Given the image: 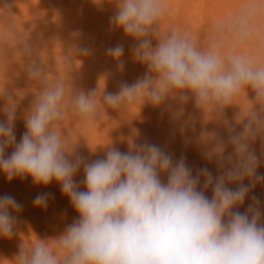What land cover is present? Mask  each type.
I'll return each instance as SVG.
<instances>
[{
	"label": "clouds",
	"instance_id": "9594fccd",
	"mask_svg": "<svg viewBox=\"0 0 264 264\" xmlns=\"http://www.w3.org/2000/svg\"><path fill=\"white\" fill-rule=\"evenodd\" d=\"M108 2L114 5L110 27L135 41L132 58L147 67L142 78L108 92L105 74L94 88L76 89L67 75L69 58H64V77L30 61L26 71L36 98L25 114L26 131L19 142L14 132L18 103L5 80L0 85L5 116L0 120V172L8 181L30 176L36 185L57 182L79 214L59 237L23 240L11 264H264L259 197L252 195L246 210H238L252 189L264 184V174L257 171L264 162V0H245L203 36L171 22L177 0ZM5 43L20 44L25 55L31 53L26 35L11 41L7 34L0 37L3 75ZM78 51L91 54L87 48ZM106 55L118 71L124 70L122 44L106 49ZM189 96L205 120L216 121L227 133L226 138L216 131L200 137L203 157L216 163V175L207 167L194 174L183 156L174 160L147 141L130 142L127 152L110 142L104 145V157L91 162L76 154L74 145L84 136L72 142L67 120L87 128L107 116L108 109L124 114L145 103L160 107L168 99L186 104ZM232 106L239 111L229 120L225 111ZM168 110L173 120L184 115L182 107ZM186 127L188 121L181 132ZM9 147L13 150L6 157ZM81 168L86 190L74 179ZM47 203V194L33 200L38 207ZM21 210L13 196H0V237H13Z\"/></svg>",
	"mask_w": 264,
	"mask_h": 264
},
{
	"label": "rangeland",
	"instance_id": "374dc122",
	"mask_svg": "<svg viewBox=\"0 0 264 264\" xmlns=\"http://www.w3.org/2000/svg\"><path fill=\"white\" fill-rule=\"evenodd\" d=\"M183 1L184 0H177V3H176L175 7L172 10V13H171L170 17L173 18L174 20L176 19L177 15H178L177 13H178V10L180 8L179 4H181V2H183ZM226 1H228V4H229L227 9L223 8V5H224V3ZM16 2L18 3V5L16 7V10L18 11L19 14L11 15L9 13L10 19H12V20H10V19L8 20V18H4L5 14L8 15V13H6V12H8V11L10 12V9H9L8 6H7L8 8L4 6V9L6 11L5 10H0V15L2 13V15L0 16L1 17L0 18V37H3L5 34H7L8 37H9V40L11 41V40H14L16 36H25L24 32L27 33L26 38H27V43L31 46V53H30V55H25L23 53V47L20 44L13 45L11 43H5V46L7 44L9 46L8 45H7V47L4 46V59L6 61V64H5L4 75H3L2 72H0V85H2L3 81L5 80L4 86L8 90V92L15 93V94H13V98L18 103L17 109L18 108L23 109V108H21V105H23L22 104L23 101L26 102V103L23 102L25 104H27L28 101H29V104L32 105V103L34 102V100L36 98L35 85L29 79L27 71L25 70L26 65L30 61H34V62H36L38 64H42V67H44L45 71L47 73L51 74L54 77H57L59 75L64 77L66 75L65 68H64V58H69V61L72 64V66H71V68L69 70H67V75L71 79L73 87L75 86L74 88H76V89L83 88L85 90H87L89 88L90 89L94 88L96 86V84H97V82H96L93 85L94 86L93 87V86H90L92 83H87V84L85 83L86 85H88L87 86L88 88L87 87L85 88V84L83 82H91L90 76H89V74H91V73H93L94 76L95 75L98 76V77L95 76L96 79L99 78L100 76L106 74L107 75V80L110 81V82L108 81V83H107V89L108 88L109 89H113L112 86L115 87L113 90H107V91L108 92H116V91H118V87H119V85L121 83L126 82L128 84H132L137 79L142 78L145 75V73L147 72V70H146L147 67H144V68L141 67L142 68V70H140L141 72L138 71L139 69L138 70L135 69L136 67L140 68V64H141V63L135 61L132 58V55H131V52H130V49L134 46L135 41H133L130 37H126V38L122 39L125 35L122 38L118 36L119 33L117 35V31H122V30L114 29V28H111L110 25L107 26V25L103 24L102 19H106L105 18L106 16H104V15H107V21L110 22V17L114 14V5L109 7L108 5H104V3L102 1L99 4L97 2L95 3V0H16ZM244 2H245V0H191V1H188V6L186 7V9H184V15L187 16L186 18H188V25L191 28V30L194 33H196L197 35H200V36L202 35L203 36L207 32V30L209 28V27H206V24L209 23L211 25L214 21L219 19L220 16L222 15V14L221 15L219 14L220 12L224 13L225 15H231L232 13L237 11L243 5ZM199 11H201V12H199ZM198 14L200 15V17H199L200 22L196 23L195 19H197V15ZM16 18H18V19L15 20ZM47 19L49 20L48 22L50 23V24L48 23L49 26L46 23ZM2 20H4V21H2ZM1 23H4V24H1ZM87 26H89L90 28L92 27V32H95L96 34H99V35H102V36L103 35L104 36L107 35L106 36V38L108 37L107 39H109V38L111 39V37L113 38V40L116 37L117 38L119 37V38L118 39L116 38V40H114V42L116 44L113 43V41L109 42L110 41L109 40V41H107V42H109V44L106 45V43H105V46H103L102 44H104V43H102L100 41V39L97 38V36H92V34L88 35V33H86V32H88L87 28H89ZM14 29H16V31ZM31 29H33V31ZM27 30H28V32H26ZM29 31H31V32H29ZM34 33H35V36H33L34 37L33 38L32 34H34ZM28 34L31 35V37ZM122 35L120 34V36H122ZM44 37H46V38L48 37V40H47L48 42L50 41L49 37L51 39H54V41H53L54 42L53 47L55 46L54 49H51V47H50V45L52 43H48L50 48L47 47V45H45V44L43 45L42 41H43ZM71 39L73 41H75L74 42L75 45H77V46L79 45L77 48H76V46H73V44L71 45V41H72ZM84 40L87 41L88 43L86 44V42ZM84 43H85V45H83ZM156 43H157V41L153 40V46H155ZM117 44H122L124 46L123 60H124L125 64L127 65V66L124 67V70H123L124 72L123 71L122 72L118 71L117 67L113 66V64L116 66V63L110 57H108L106 55V49H108L110 47H113V46H115ZM10 45L12 47L14 46L15 48L13 47L14 49L8 50L9 48H11ZM86 45L88 46V48L86 47ZM95 46H97L98 48L95 47ZM93 47H94V49H92ZM102 47H105V49H101ZM84 48L90 49L91 50V54L90 55H83L80 52H78L79 49H84ZM8 51H10L11 53L13 52V53L12 54L10 52L8 53ZM52 51L54 53L55 52L56 53H55V55H52L51 57H49V53L52 54ZM15 53H16V55L14 57L13 54H15ZM13 57H14V59H13ZM59 58L62 59L63 61L60 60ZM46 59H48V60H46ZM125 59H126V61H125ZM23 61H24V63H23ZM110 61H113V64L109 63ZM21 62H22V64H21ZM49 62H51L52 64L49 63ZM101 62H103V63L101 64ZM97 63L98 64L100 63L101 65L99 64L100 65L99 66ZM94 64L95 65L97 64L96 66L98 68H96V66ZM22 65H23V67H22ZM142 66H143V64H142ZM144 66H146V65H144ZM131 69H135L136 70L135 73H132V71H134V70H131ZM88 70H89V72H88ZM125 70L126 71L129 70V72L131 70V72L130 73L129 72H125ZM18 72H21V73L19 74ZM17 73L19 75H22V77L19 78L18 77L19 75ZM80 73H85V74L88 73V75L86 77H83L84 78V80H83L82 77L78 76ZM76 74H77V76H76ZM135 74H137V75H135ZM114 75L116 76V78H115ZM76 77H78V79H75L76 80L75 81L74 78H76ZM111 77H112V80H110ZM80 78H82V79H80ZM88 78H89L90 81L87 80ZM81 80H83V82ZM16 81H19V82H16ZM102 84H103V82H102ZM18 85L21 86V87L19 88ZM14 90H15V92H13ZM248 94H249V98H251L252 95H253L251 90H249ZM168 100L169 101H166V103H168L167 105H165L166 103L164 105H162L166 109L165 108H161L160 109L161 111L159 110L158 114L157 113L155 114L156 117H154V115L151 116V117L155 118L154 119L155 121H153V122L155 123L156 126L157 125H159V126L160 125H164V127L165 126L167 127L166 133L169 132L168 126L170 128L171 127H176V126H173L175 124L174 123L175 121L172 118L171 112L168 110V106H171L172 110H176V109H179L181 107L184 109L183 117H187L186 121H188V123H190V124H188V127H186L185 129H187V131L190 130L192 134L193 133L197 134L198 132H197L196 129L202 124V126H204V128H205V130L207 132L216 131L219 134H221L222 136H224L225 138L227 137V133L224 131V128L222 126H220L216 121H207V120L202 118L204 115L202 116L203 113L200 110L195 108L194 101H193V98L191 96H189V99H188L186 104H181V102L179 101L178 98L175 101H173L172 99H168ZM0 101H2V100H0ZM31 101H33V102L31 103ZM30 105L28 107L31 108ZM30 108H29V110H30ZM134 108H136V107H134ZM149 110H151V109L148 108V112L147 113H149V114L150 113L151 114L155 113V111L152 113V111H149ZM128 111L127 112L130 114V110H128ZM238 111H239V109L236 106H232V107L228 108L225 111V116L229 120H232V118L235 116V114ZM127 112H126V114H127ZM118 114L120 115L119 117H117L118 120H119V118H121V120H123V117L126 115V114H124V116H123V114L121 115L120 112H118V111L113 110V112H112V110L110 111V109H108L107 110V116L106 115L103 116L101 118V120L98 121L99 124H103V128L106 127L103 130V135H100L101 136L100 138L102 140L100 138L98 139V142H100V143L97 142V139H96L95 136L93 137V135H95V134H92V135H90L89 138H87L88 144H92V143L95 144L94 146H96V149L99 151L97 156L94 155V154H93L94 156H92V155H90L91 153L90 154L88 153L87 150L89 148L88 147L89 145L87 144L86 140L85 141L83 140L84 143H86V145H82L83 143L80 142V141H82V139H80V141H78V143H76V145H78V147H80V149H78L80 152L81 151H84V152L79 154L78 151H77L76 154L82 156L88 162L94 161L96 159H101V158L104 157L103 154H105V149H104L105 146L104 145H106L105 144L106 143V139H107V136H109L107 134V132L109 133L110 130L111 131H115L114 133H116V136L117 135L118 136L122 135L123 132H124L125 135L128 136V134L125 131H122V133L120 132L121 130L118 131V129H119L118 127L116 129L115 127H112V125L111 126L109 125L110 128H108V126H106L107 125L106 123H108V121H106V123H105L104 120L112 119L111 121L114 122L113 117H115ZM18 115H19V113H17V116ZM189 117H191V120H189ZM16 121H17V119L15 120L14 128H16L18 126L17 127L18 130L14 131V132H15V135L17 137L16 140H17V142H19V140H20V138L22 136L21 133L23 134L26 131V128H25L26 127L25 126L26 123H25V119H23L22 122H21V125H20V123H19V125H17L18 123H16ZM119 122H121V121H119ZM124 122L126 123V121H124ZM73 123H75V122H73V121L69 122V120H67L66 121V126L69 128V130H71V132L74 131L73 135H75V134H77V132H75L76 126ZM99 124L96 123L95 124V128ZM111 124H112V122H111ZM119 124L121 125V123H119ZM22 125L25 126L24 130H23V128L21 130L19 129V126H22ZM92 125H94V124H92ZM120 125H119V127L122 128V126H120ZM155 125H153V123H152V126L154 128L153 129L151 127V130L153 129L152 131L146 130L145 129L146 125H145V127L143 126L142 128L141 127L139 128L137 126V128H135V131H134V128L131 127L130 129H131V131H133L131 133H133V134L130 135V133H129V135H130V137L133 136V135H136V139H134L135 136H134V138L131 137L132 139L131 138L130 139L133 140L136 143H142L144 141H147V140H145L146 136H148V139L152 138V136H153L152 139H154L156 137L155 135H156V132H157V130H155V128L159 127V126L156 127ZM100 126H102V125H100ZM100 126H98V127H100ZM125 130L128 131L127 129H125ZM143 130H144V132H142ZM237 130H239V127L237 128ZM18 131H20V132H18ZM77 131H78V129H77ZM93 131H94V129H93ZM116 131L120 132V133H117ZM154 131H155V135L154 134L152 135L151 133H154ZM158 131H160V130H158ZM65 132H66V135H67V130H65ZM82 132H86L87 133L88 131H87V129H83ZM129 132H130V130H129ZM164 132H165V130H164ZM17 133H19V135ZM114 133L112 132V134H114ZM141 133L145 134L146 136L144 135V137L142 136L143 138L140 139L139 137H141V135H142ZM148 133H150V134H148ZM86 135H83V136H86ZM125 135L121 136V138L123 139V140L120 139L121 141H124L125 139L127 140V138L124 139ZM138 135H139V137H138ZM70 136L72 137V134H70ZM116 136H112V137H116ZM118 136H117V139L119 141L120 137H118ZM91 137H92V139H91ZM112 137H111V139H114ZM137 137H138V139H137ZM82 138L85 139L86 137L85 138L82 137ZM169 138H171V137H169ZM71 139H73V138H71ZM117 139H115V140H117ZM121 143H123V145L119 144V146H118L114 142V144L116 145L115 147L118 148L122 152H127L128 149H129V140H127L128 145H124V142H121ZM127 143L125 141V144H127ZM168 143H169V145H168ZM173 143H175V142H172V140H169L166 143V146H171L170 147V149H171L170 151L173 152L172 153L173 159L174 160H178L182 156L185 157L184 153L183 154H179L180 151H178V148H175L176 143L175 144H173ZM163 145H165V144H162L161 147H163ZM173 145H174V148H172ZM177 145H179V144H177ZM94 146H93V149H95ZM254 147H255V150H256L257 154L259 155V153H260V142L257 141L256 144L254 145ZM163 149H164V147H163ZM12 150H13V148H11V147H9L6 150V153H8V154H6V157L11 154ZM228 151L229 152L231 151L230 147L228 148ZM213 162H208V160L205 159V163L204 164L202 162H200L197 166L199 168H204V167L208 168V166L212 167L213 164H215V166H216V163L215 162L213 163ZM186 163H187V161H186ZM216 170H218V169H216ZM80 171H79V174H80L79 177L80 178L77 180V183L80 180H81L80 182H82L83 179H84L83 168H81ZM210 171L213 172V170L211 168H210ZM257 171H258L259 174H264V162H262L260 164V166H259ZM0 174H2V172H0ZM4 176L0 175V177L6 178V176L5 177ZM24 178H22V180ZM27 178L28 179L30 178L28 180L30 185L26 184V186H25V185L21 184L22 181L21 182L19 181L20 182L19 183L16 178H14L16 181H13V180L12 181H7V179H4V180H6V184H7V185H5V184L4 185L7 186V187L10 186V188H11V186H13V187L18 186L19 187V188L17 187L18 188V190H17L18 193H20L22 191L23 187H27L26 188L27 190H33L32 187H31L32 186L31 184H34V183H31L32 182V178L30 176L29 177L27 176ZM18 180H20V178ZM244 183L247 184L248 181L245 180ZM52 184H55V181ZM78 184H81V183H78ZM0 185H2V186H0V196L6 195V194L7 195H11V192L10 191L8 192V190L4 187L3 182ZM82 185H83V182H82ZM232 187H235V185H232ZM26 189L25 190L23 189L24 192L26 191ZM80 190H86V188H84V186H83V188H81ZM34 191L39 193V189H37V190L34 189ZM22 194H23L24 197H22V199L18 198L16 200L18 203H20L22 205V210L17 216V221L18 222H17V225H16L15 234L12 237L14 239L18 238V236L16 235V234L20 233V232L18 233V231L22 232L25 229V227H27V226L29 227V224L31 226L32 222H35V223L37 222V224H41L42 223L45 227H44V229H40L39 227H37V229H36V227L35 228H29L28 233L30 232L31 234L41 235V233L44 230L45 231L49 230L48 232H50V229H51L50 234L52 235V238H56V237H59L65 231L67 225H69L72 222H74V220L76 221V220L79 219V214L78 213H74V214H71V215L68 216L67 214H64V212L61 211L62 209H58L56 212L59 213V214H56V216H54V217H50L48 215L47 216L48 218L49 217L52 218V219L49 218L48 221H47L46 218H44V219L40 218L41 221L43 220L40 223L39 221H36V220L30 218V214H33L34 216L35 215L37 216V214H38L37 217H43V216H40V215H45V214H42L43 212L41 213L40 210L37 207H35V206L33 207L32 203L30 202L31 201V197L24 195V194H26V192L25 193L22 192ZM206 195L209 198H211V196H212L211 189H209L207 191ZM252 195H255L256 197H259V199L261 201V208H262V210H264V184H257L256 187L254 189H252V191L250 192L249 196L245 199V202L242 205V207L238 208L239 211L244 212L246 210L245 208H247L249 203H251V196ZM26 199L27 200L29 199V201H27ZM243 207H245L244 208L245 210L242 209ZM33 210H34V212H33ZM59 211H61V212H59ZM47 213H48V211H47ZM67 216H68V220L70 219V221L67 220ZM262 222H264V217H262ZM26 229H28V228H26ZM27 236H28L27 238L29 240H31V241L35 240V236L34 235H30L29 234ZM2 238L0 239L1 240L0 241V246H1L3 241H4L3 242V245H4V243H5L4 239H8V238H3V239ZM12 242H13V244L15 243L14 240ZM7 243L5 244L7 246L4 245V246L0 247L1 248L0 249V260H3V261H5L4 258H7L8 256L10 257V255H11L10 252H12L11 248H10L11 251H9V252L6 250L9 247L8 246L9 243L8 244ZM12 245H11V247H12ZM20 246L21 245H18L16 243L17 249L13 247L14 248L13 249L14 250L13 253H15V254L19 253L20 252ZM3 251H5V252L7 251L8 253L6 252L3 255V253H4ZM2 256L4 258H2ZM3 261H0V264L1 263L2 264H6Z\"/></svg>",
	"mask_w": 264,
	"mask_h": 264
},
{
	"label": "bare ground",
	"instance_id": "6f19581e",
	"mask_svg": "<svg viewBox=\"0 0 264 264\" xmlns=\"http://www.w3.org/2000/svg\"><path fill=\"white\" fill-rule=\"evenodd\" d=\"M103 3H104V5H108L109 7H111V6H113L111 3H109L108 2V0H101ZM188 1H191V0H184L183 2H181V4H179V6H180V8H179V10H178V15H177V17H176V19L174 20L173 18H171L170 17V20H171V22H176V23H182V24H184L186 27H188L189 29H191L190 27H189V25H188V18H186L187 16H185L184 15V9H186V7L188 6ZM17 2H16V0H0V10H5L4 9V6L5 7H9V9H10V12L8 11V12H6V13H8V15H6L5 14V16H4V18H8V20L10 19V15H9V13L11 14V15H13V14H19L18 13V11L16 10V7H17V5H18V3L16 4ZM96 3V2H95ZM190 4V3H189ZM28 6V5H27ZM229 6V4H228V1H226L225 3H224V5H223V8H225V9H227V7ZM7 7V8H8ZM6 11V10H5ZM199 12H201V11H199ZM219 13V12H218ZM4 14V13H3ZM221 16H220V18L221 17H223V16H225V14L224 13H222V12H220L219 13ZM1 15H2V13H1ZM0 15V16H1ZM21 15V14H20ZM9 16V17H8ZM104 16H106L105 18L106 19H102V21H103V24L104 25H107V26H109L110 25V22H108L107 21V15H104ZM199 17H200V15L198 14L197 15V19H195V22L196 23H199L200 22V19H199ZM1 18V17H0ZM3 18V19H4ZM18 18H16L15 20H17ZM10 20H12V19H10ZM2 21H4V20H2ZM1 21V22H2ZM49 20L47 19V24L49 23L48 22ZM8 23V22H7ZM1 24H4V23H1ZM50 24V23H49ZM49 24H48V26H49ZM210 26V24L208 23V24H206V27H209ZM87 27H89V26H87ZM49 28V27H48ZM25 29V28H24ZM88 29V32H86V33H88V35H91L92 34V36H97V38H99L100 39V41L102 42V43H104V44H102L103 46H105V43H106V45L107 44H109V42H111V41H113V43H115L114 42V40H116V38L113 40V38L111 37V39L109 38V39H107L106 38V36L107 35H99V34H96L95 32H92V27L90 28H87ZM15 31H16V29H14ZM32 31H33V29H31ZM37 31V30H36ZM12 32V31H11ZM26 32H28V30L26 31ZM29 32H31V31H29ZM40 32V31H39ZM15 33V32H14ZM38 33V32H37ZM94 33V34H93ZM118 33H119V35H118ZM24 34L25 35H27V33H25L24 32ZM120 34L122 35L123 34V31H117V35L119 36V37H123L124 36V34L122 35V36H120ZM13 35V34H12ZM29 35V34H28ZM37 35V34H36ZM15 36V35H14ZM30 37H31V35H29ZM33 36H35V33L34 34H32V37ZM41 36V35H40ZM202 36V35H201ZM118 37V38H119ZM34 38V37H33ZM37 38V37H36ZM39 38V37H38ZM117 38V39H118ZM124 38H126V36H124L122 39H124ZM49 39H50V41L48 42L47 40H48V37L46 38V37H44V39H43V41H42V43H43V45L45 44V45H47V47H49V45H48V43H52L51 45H50V47H51V49H54V47H53V45H54V39H51L50 37H49ZM72 40V39H71ZM110 40V41H109ZM85 41V40H84ZM89 41V40H88ZM107 41H109V42H107ZM75 41H71V45L73 44V46H76V48L79 46H77V45H75V43H74ZM86 42V44L88 43L87 41H85ZM121 42V41H120ZM111 44V43H110ZM116 44V43H115ZM8 45V44H7ZM7 45L5 46V47H7ZM83 45H85V43L83 44ZM9 46V45H8ZM11 46V45H10ZM14 47V46H13ZM12 46H11V48H9L8 50H10V49H14ZM49 47V48H50ZM53 47V48H52ZM86 47L88 48V46L86 45ZM95 47H97V46H95ZM98 48V47H97ZM92 49H94V47L92 48ZM101 49H105V47H102ZM12 51V50H11ZM7 52V51H6ZM10 51H8V53H9ZM79 52V51H78ZM7 53V54H8ZM11 53V52H10ZM13 53V52H12ZM11 53V54H12ZM56 53V52H55ZM55 53L52 51V54H50L49 53V57H51L52 55H55ZM6 54V55H7ZM14 55V57H15V55H16V53L15 54H13ZM48 55V54H47ZM60 56V55H59ZM14 57H13V59H14ZM21 58V57H20ZM19 58V59H20ZM48 58V57H47ZM11 59V58H10ZM23 59V58H22ZM60 59V58H59ZM12 60V59H11ZM46 60H48V59H46ZM60 60H62V59H60ZM10 61V60H9ZM16 61V60H15ZM63 61V60H62ZM125 61H126V59H125ZM13 62V61H12ZM17 62V61H16ZM61 62V61H60ZM14 63V62H13ZM23 63H24V61H23ZM49 63H51V62H49ZM48 63V64H49ZM103 62H101V64H102ZM109 63H112L113 64V61H110ZM21 64H22V62H21ZM52 64V63H51ZM50 64V65H51ZM98 64V63H97ZM96 64V65H97ZM100 64V63H99ZM98 64V65H99ZM100 64V65H101ZM108 64V63H107ZM95 65V64H94ZM95 65V66H96ZM99 65V66H100ZM129 65V64H128ZM94 66V67H95ZM113 66L114 67H116L114 64H113ZM125 66H127L126 64H125ZM19 67V66H18ZM22 67H23V65H22ZM92 67V66H91ZM133 67V66H132ZM144 68V67H146V66H142V64H140V68H138V67H134L136 70H138V71H140V70H142V68ZM96 68H98L97 66H96ZM100 68V67H99ZM16 69V68H15ZM135 69H131V70H134V71H132V73H135ZM23 70V69H22ZM25 70H26V68H25ZM86 70V69H85ZM84 70V71H85ZM116 70V69H115ZM131 70H130V72H131ZM147 70V69H146ZM87 71V70H86ZM92 71V70H91ZM90 71V72H91ZM100 71V70H99ZM144 71V70H143ZM26 72V71H25ZM80 72V71H79ZM88 72H89V70H88ZM124 72V71H123ZM125 72H129V70L128 71H126L125 70ZM129 72V73H130ZM141 72V71H140ZM19 74L21 73V72H18ZM17 73V74H18ZM77 73V72H76ZM18 74V75H19ZM23 74V73H22ZM26 74V73H25ZM81 74V75H80ZM78 76L79 77H86L87 75H88V73H80ZM83 74V75H82ZM99 74V73H98ZM123 74V73H122ZM121 74V75H122ZM124 75V74H123ZM130 75V74H129ZM134 75V74H133ZM135 75H137V74H135ZM72 76V75H71ZM76 76H77V74H76ZM89 76H90V80H91V82H83V80H84V78H83V80H81L84 84L86 83H92L90 86H93L96 82H98L97 80H98V78L96 79L95 78V76L93 75V73H91V74H89ZM88 76V77H89ZM115 76V75H114ZM120 76V75H119ZM19 78H21L22 77V75H19L18 76ZM24 77V76H23ZM96 77H98V76H96ZM128 77V76H127ZM15 78V77H14ZM82 78H80V79H82ZM115 78H116V76H115ZM125 78V77H124ZM73 79V78H72ZM75 79H78V77H76V78H74V80ZM110 79V78H109ZM122 79V78H121ZM86 80V79H85ZM87 80H89V78L87 79ZM86 80V81H87ZM89 80V81H90ZM110 80H112V77H111V79ZM118 80V79H117ZM76 81V80H75ZM108 81L109 80H107V83H108ZM120 81V80H119ZM16 82H19V81H16ZM74 82V81H73ZM102 82L103 81H101V84H102ZM110 82V81H109ZM121 82V81H120ZM85 84V88L88 86V85H86ZM97 85V84H96ZM110 85V84H109ZM108 85V86H109ZM112 85V84H111ZM19 86V85H18ZM89 86V87H90ZM21 86H19V88H20ZM75 87V86H74ZM94 87V86H93ZM113 87V89L115 88L114 86H112ZM14 88V87H13ZM12 88V89H13ZM88 88V87H87ZM111 88V87H110ZM119 88V87H118ZM90 89V88H89ZM113 89H107V90H113ZM24 90V89H23ZM88 90V89H87ZM116 91V90H115ZM13 92H15V90L13 91ZM12 93V92H11ZM12 94H15V93H12ZM23 101V100H22ZM167 101H169V100H167ZM173 101H175V100H173ZM23 102H25V101H23ZM22 102V104L24 105H21V108H23V109H20V108H18L17 110L19 111H17V113H19V115L17 116V121H16V123H18L17 125H19V123H20V125H21V122H22V120L24 119V117H25V114L29 111V108L30 107H28L30 104H29V101H28V103L27 104H25V103H23ZM33 101H31V103H32ZM171 102V101H170ZM169 102V103H170ZM21 103V102H20ZM166 103V102H165ZM3 104H4V100H2V101H0V108H2L3 107ZM168 103H166L165 105H167ZM23 106V107H22ZM27 106V107H26ZM31 106V105H30ZM167 107V106H166ZM138 108V109H137ZM148 108L149 109H151V110H149V111H152V113L155 111V113L154 114H149V113H147L148 112ZM161 108H165V107H156V106H153L152 104H150V103H145L143 106H142V108L140 109L138 106L136 107V108H131V109H129L130 110V114L127 112V114L126 113H124V114H126L125 116H124V114H123V120H121V118H119V120H118V118L117 117H119L120 115L118 114V115H116L115 117L117 118H115V117H113V119H114V122L113 121H111L112 119H108V120H104L105 121V123H106V121H108V123H106L107 125L106 126H108V128H110V126L112 125V127H115L116 129H117V127L119 128L118 129V131H120L121 133H122V131H125L127 134H128V136H126L125 135V133L123 132V134L125 135V137H124V139L125 138H127V140H129V143L132 141L133 142V140H131L132 138L131 137H133L134 138V136H135V138L134 139H136V135H133V136H131L130 137V135L131 134H133V133H131V132H133V131H131V127L132 128H134V131H135V128H137V126L140 128H142L143 126L145 127V125H146V130H150V131H152L154 128H153V126H152V123H153V125H155V123L153 122V121H155L154 119V117H156V113L158 114V111L161 109ZM166 109V108H165ZM112 109H110V111H111ZM163 110V109H162ZM161 111V110H160ZM112 112H113V110H112ZM121 114V113H120ZM122 115V114H121ZM154 115V117H151V116H153ZM202 116H203V114H202ZM149 117V118H148ZM129 120H128V119ZM203 119H204V116L202 117ZM3 120V119H5V116H4V113L2 112V111H0V120ZM125 119V120H124ZM168 119V118H167ZM117 120V121H116ZM128 120V121H127ZM187 120V117H181V119L180 120H174L175 122V124L173 125V126H176V127H169L168 126V130H169V132L168 133H166V131H167V127L165 126L164 127V125H157V126H159V127H157L156 125V127L158 128H155V130H157V132H156V135H155V131H154V133H151L152 135L154 134L155 136V138L154 139H152L153 138V136H152V138H149L148 139V136H146L145 134H143V133H141L142 135H141V137H139V135H138V137L141 139V138H143L144 137V135L146 136L145 138V140H147V142H149V143H154V144H156V145H158V146H162V144H165V145H163V147H164V149L167 151V152H169L171 155H172V151H170L171 149H170V147L171 146H166V143H167V141H169V140H172V142H175L176 143V146H175V148H178V151H180L179 152V154H183L184 153V158L186 159V161H187V165L190 167V168H192L193 169V172H195V170H197V169H199V167L197 166L200 162H202L203 164L205 163V159H204V157H203V145L201 144V142H200V137H201V134L203 133V132H207L206 130H205V128H204V126H202V124L196 129L197 130V134H192L191 133V131L189 130V131H187V129H185L183 132H181V130H180V126H181V124L184 122V121H186ZM70 121H73V120H71V119H69V122ZM119 121H121V122H119ZM124 121H126V123L124 122ZM74 122V121H73ZM103 122V121H102ZM111 122H112V124H111ZM116 122V123H115ZM97 124H99L98 122H96ZM96 123H94V125H91L90 127H87V128H83L82 126H80L78 123H73V124H75V126H76V129H75V132H77V134H75V135H73V132H71V130H69V132H71L70 134H72V137L70 136V138H73V139H71L72 140V142H75V141H77L78 140V138L80 137V135H86V136H84V137H86V139L87 138H89L90 137V135H92V134H95V135H93V137L95 136L96 137V139H97V142H98V139L101 137L100 135H103V130H104V128H106V127H104L103 128V124H99L98 126H100V125H102V126H100V127H98L97 125V127L95 128V124ZM119 123H121V125L119 124ZM71 124V123H70ZM116 124V125H115ZM118 124V125H117ZM188 124H190V123H188ZM110 125V126H109ZM119 125L120 126H122V128L121 127H119ZM25 126H26V124H25ZM24 125H22V126H19V129L21 130L22 128H23V130H24V127H25ZM149 126V127H148ZM154 126V127H155ZM163 126V127H162ZM18 127V126H17ZM14 128L15 130L14 131H17L18 130V128ZM151 127L153 128L152 130H151ZM26 128V127H25ZM94 129V131H93V129ZM103 128V129H102ZM138 128V129H139ZM149 128V129H148ZM166 128V129H165ZM77 129H78V131H77ZM83 129H87V133L86 132H82L83 131ZM93 131H91V130ZM96 129V130H95ZM102 129V130H101ZM123 129V130H122ZM125 129H127L128 131H126ZM109 130V129H108ZM129 130H130V132H129ZM158 130H160V131H158ZM164 130H165V132H164ZM18 132H20V131H18ZM112 132L114 133L115 131H111L110 130V132L108 133L107 132V134L109 135V136H107V139H106V143L105 144H108V143H110V142H112V145L113 146H116V145H118L119 146V144H122L123 145V143H121V142H124V145H128V143H127V140L125 139L124 141H121V140H123L122 138H121V136H124L123 134L122 135H117L118 137H120L119 138V141H118V139H117V136H116V133H114V134H112ZM117 132V131H116ZM120 132H117V133H120ZM142 132H144V130L142 131ZM129 133H130V135H129ZM139 133V132H138ZM166 133V134H165ZM18 135H19V133H17ZM65 134H66V132H65ZM148 134H150V133H148ZM21 135H22V133H21ZM112 136H116V137H112ZM143 136V137H142ZM105 137V136H104ZM111 137L112 138H114V139H111ZM138 137H137V139H138ZM169 137H171V138H169ZM17 138V137H16ZM106 138V137H105ZM131 138V139H130ZM169 138V139H168ZM80 139H82V141H80ZM91 139H92V137H91ZM101 139V138H100ZM115 139H117V140H115ZM121 139V140H120ZM139 139V140H140ZM75 140V141H74ZM85 141V139H83L82 137H80L79 138V141L81 142V143H83L82 145H86V143H84V141ZM102 140V139H101ZM114 140V141H113ZM143 140V139H142ZM176 140V141H175ZM93 141V140H92ZM109 141V142H108ZM121 141V142H120ZM125 141H126V143L127 144H125ZM165 141V142H164ZM88 142V141H87ZM90 142V141H89ZM114 142H115V144H114ZM118 144H117V143ZM98 143H100V142H98ZM175 143H173V144H175ZM93 144V143H92ZM89 144V146L90 147H92L93 148V146L95 145V144ZM177 144H179V145H177ZM168 145H169V143H168ZM88 146V145H87ZM88 146V147H89ZM90 147L88 148V153L90 154V155H92V156H94V155H98V150L96 149L95 150V152H93L91 149H90ZM95 148H96V146H94ZM104 147V146H103ZM163 147H161V148H163ZM166 147V148H165ZM12 148V147H11ZM74 148H75V152H77L78 151V153L80 154V153H82V152H84V151H79L78 149H80V147H78V145H74ZM172 148H174V145L172 146ZM101 149V148H100ZM99 149V150H100ZM104 149H105V151H106V147H104ZM186 149V150H185ZM85 150V151H86ZM90 150V151H89ZM177 150V149H176ZM182 152V153H181ZM86 153V152H85ZM87 153V154H88ZM6 154H8V153H6L5 152V156H6ZM88 154V155H89ZM94 154V155H93ZM103 155H105V154H103ZM175 155V154H174ZM173 156V155H172ZM89 158V157H88ZM175 158V157H174ZM85 159V158H84ZM86 160V159H85ZM208 162H213V161H208ZM207 163V162H206ZM214 163V162H213ZM207 165V164H206ZM213 167V168H212ZM212 167L210 166H208V169L210 170V168L213 170V175H216L217 174V172H218V170H216L217 169V167L215 166V164H213L212 165ZM81 172V171H80ZM3 174V173H2ZM2 174H0L1 176H4V174L2 175ZM195 174V173H194ZM80 176V174H79V172L76 174V176L74 177V179L76 180V182H77V180L80 178L79 177ZM5 177V176H4ZM29 177V176H28ZM2 178V179H1ZM27 177H25L23 180H22V178H20V180H18L19 179V177H17L16 179H17V181L19 182H21V184H23V185H25L26 186V184H28V185H30V183H29V179L27 178ZM4 179H7V178H3V177H0V184H2V182H3V185L5 184V185H7L6 184V180H4ZM3 180V181H2ZM27 180V181H26ZM84 180V179H83ZM162 180L164 181V182H166V176H162ZM5 181V182H4ZM8 181V180H7ZM13 181H16L15 179H13ZM24 181V182H23ZM26 181V182H25ZM81 181V180H80ZM78 182V183H81V184H78L77 183V185H78V187H79V189H81V188H83V186H84V188H85V185H84V183H83V185H82V182ZM19 182V183H20ZM31 182V181H30ZM54 182V181H53ZM53 182H51L50 184H48L47 186H44V185H36V184H31L32 186V189L33 190H27L26 188L27 187H23V189L25 190L26 189V194H24V195H26V196H30L31 197V203H32V205H33V207L35 206L34 204H33V200H34V198L38 195V194H47L48 195V203H47V207L46 208H43V207H38V206H35V207H37L39 210H40V212L42 213V214H45V215H40V216H43V217H37L38 216V214H37V216L35 215H33V214H30V218H32V219H34V220H36V221H39L40 223L43 221H41V219L40 218H42V219H44V218H46L47 219V221H48V219L50 218V217H54V216H56V214H59V213H57L56 211L58 210V209H62L61 211L62 212H64V214H67L68 216L69 215H71V214H74V213H77V211L74 209V207L72 206V204H71V202H70V200H69V198L67 197V196H65L63 193H62V191H61V188H60V185L57 183V182H55V184H52ZM8 183V182H7ZM17 183V182H16ZM18 183V184H19ZM31 183H33V181L31 182ZM4 185V187L8 190V192L10 191L11 192V196H13L16 200L18 199V198H21L22 199V197H24L23 196V194H22V192L23 193H25L24 192V190L22 189V191L20 192V193H18L17 192V190H18V186H16V187H13V186H11V188H10V186L9 187H7V186H5ZM0 186H2V185H0ZM21 186V185H20ZM13 187V188H12ZM18 187V188H17ZM21 188V187H20ZM5 189V190H6ZM34 189L35 190H37V189H39V193H37V192H35L34 191ZM4 190V189H3ZM18 194H17V193ZM27 200V199H26ZM25 200V201H26ZM27 201H29V199L27 200ZM242 207V206H241ZM245 207H243L242 209H244ZM246 209V208H245ZM244 209V210H245ZM32 210V209H31ZM48 211V213H47V211ZM46 211V212H45ZM61 211H59V212H61ZM28 212V211H27ZM32 212V211H31ZM33 212H34V210H33ZM36 212V211H35ZM38 212V211H37ZM45 212V213H44ZM47 213V214H46ZM63 214V213H62ZM50 216L49 218L47 217V216ZM68 216H67V220H68ZM29 217V216H28ZM65 218V217H64ZM50 219H52V218H50ZM55 219V218H54ZM72 219V218H71ZM68 221H70V219L68 220ZM73 221V220H72ZM75 221V220H74ZM29 223V222H28ZM48 223V222H47ZM32 225L30 226V224H29V227L27 226V227H25V229L26 228H28V229H24L22 232L21 231H18V233L19 234H16L17 236H18V238L16 239H14V238H11L10 240L9 239H4L5 240V243H4V245L8 242L9 243V247L6 249L8 252L9 251H11L10 250V248L12 249V252H10L11 253V255H10V257L8 256L7 258H4L3 256H2V258H4V259H6L5 261H3V262H5L6 264H11V260L16 256V255H18L19 253H17V254H15V253H13L14 252V248H16L17 249V247H16V243L18 244V245H21L22 243H23V240L25 241V243H27L28 241H30L27 237V235H34L35 236V240H36V236L38 237V238H40V239H50V238H52V235L50 234V232H51V229H50V232H48L49 230H47V231H43L42 233H41V235H38V234H31L30 232L28 233V231H29V228H35L36 227V229H37V227H39L40 229H44V225L41 223V224H37V222L35 223V222H32L31 223ZM34 224V225H33ZM28 225V224H27ZM51 225V224H50ZM38 228V229H39ZM35 229V230H36ZM31 230V229H30ZM2 237H0V239H1ZM3 239V238H2ZM14 240V244H13V240ZM34 240V241H35ZM1 241V240H0ZM4 242V241H3ZM3 242H2V244H1V246L0 247H2V246H4L3 245ZM11 242V243H10ZM7 243V244H8ZM13 244V245H12ZM11 245H12V247H11ZM5 246H7V245H5ZM14 247V248H13ZM1 249V248H0ZM15 249V250H16ZM5 250V249H4ZM6 251V252H7ZM17 251V250H16ZM4 253H3V255L6 253L5 251H3ZM7 252V253H8ZM13 253V254H12ZM8 255V254H7ZM14 255V256H13ZM6 257V256H5ZM13 257V258H12ZM7 260H9V261H7ZM2 264V263H1Z\"/></svg>",
	"mask_w": 264,
	"mask_h": 264
}]
</instances>
